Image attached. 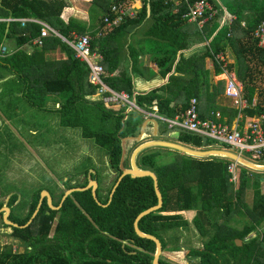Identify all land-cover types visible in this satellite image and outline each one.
I'll return each mask as SVG.
<instances>
[{
    "label": "trees",
    "instance_id": "obj_1",
    "mask_svg": "<svg viewBox=\"0 0 264 264\" xmlns=\"http://www.w3.org/2000/svg\"><path fill=\"white\" fill-rule=\"evenodd\" d=\"M85 1L90 6V25L75 18L69 23L65 22V0H0V14L8 16L11 13L16 19L47 21L69 39L74 37L75 32L91 36L92 50L102 54L104 58L105 82L110 88L135 97L140 109H132H137L142 116L131 119L127 109L115 114L114 111L105 109L103 103L90 105L88 96L95 95L97 89L90 83V70L76 58L74 51L60 37L42 38V43L37 45L40 50L37 49L31 58L25 57V65L31 69L36 67L48 78L40 90L43 104L48 94L60 97L67 95L61 107L56 109L62 126L80 127L85 124L86 118L89 119L93 130L90 134L81 130L82 134L94 138L105 149L110 166L115 170L122 173V138L137 135L145 122L146 113L143 111L154 112V107H157L160 115L175 118L187 109L193 98H197L199 101L206 100L211 110H220L223 116L230 114L227 123L232 124L239 111L218 106V99L224 94L225 82L219 80L213 83L212 73L208 68L211 60L215 76L222 74L216 55L225 52L227 43L231 44L238 62L237 69L234 64H229V69L236 71L249 102V107L244 111L250 117L264 114V49L259 48L253 35L257 24L264 19V0L252 2L254 17L245 28L247 39L238 38L229 25H220L217 19L199 28L196 23L184 18L188 12V6L184 2L176 6L172 0H143L141 8L135 7L139 9L138 19H128L118 28H107L104 18L112 15V7L116 3L127 1L135 6L136 0ZM209 1L214 3L213 0ZM95 11L97 14L93 24ZM236 15L238 18L241 16L237 12ZM145 21L150 24L148 35L165 44L164 54H153L152 61L160 69H164L165 77L173 67L180 76L171 75L161 88L135 95L134 76L127 71L118 76L115 73L121 68L125 58L131 57L134 67H138L136 48L130 38L128 40V36L131 30ZM190 23L191 25H186ZM5 26L6 24L0 25L2 34L5 33ZM93 26L94 30H91ZM41 28L37 23L23 25L14 20L10 24L7 38H14L16 48L22 49L40 36ZM190 34H195L204 42L200 54L183 53L190 48ZM57 49L66 53L68 61L49 62L46 59L48 52H55ZM3 61L0 60V66ZM17 62L16 58L9 61L16 72L26 69ZM255 97L258 100L253 105ZM44 108L49 111V108ZM180 142L195 148L202 147V137L195 134H182ZM155 150L142 153L140 165L157 173L164 206L140 221L144 232L159 237L166 251L169 249L168 239L165 238L168 230L188 229L189 211L196 210L194 224L205 242L202 249H189L186 256L188 260L197 257L199 264H264V192L260 188L261 176L258 172L239 166V179L235 185L230 181L231 174L228 172L230 161L219 157L195 158L165 149L171 152V161L159 164V153ZM255 160L263 162L264 157ZM250 188L253 189V198L247 196ZM10 189L5 188L2 194L5 195ZM41 189L43 187L31 190L13 208V221L21 226L31 221L40 202ZM17 194L13 196L12 203L17 200ZM106 196L98 199L101 204L107 203L109 197ZM59 202L60 196L55 201V206ZM158 203L154 179H134L131 176L122 181L114 200L106 206H99L90 190L75 192L58 211L52 210L47 200H44L34 221L26 227L13 228V234L9 235L26 247L25 252H17L13 244H8L0 248V264H154L157 244L137 234L135 221L142 211ZM1 205L2 202L0 207ZM237 217L241 219L240 223L236 222ZM0 220L2 221L1 215ZM237 240L242 241L241 246L237 245ZM161 263L172 264L166 257L161 258Z\"/></svg>",
    "mask_w": 264,
    "mask_h": 264
},
{
    "label": "crops",
    "instance_id": "obj_2",
    "mask_svg": "<svg viewBox=\"0 0 264 264\" xmlns=\"http://www.w3.org/2000/svg\"><path fill=\"white\" fill-rule=\"evenodd\" d=\"M213 1H214L213 4L219 11V14L217 16V23H219L220 25H224V24L229 25L231 31L234 30L232 31V33H234L238 38L247 39L248 35L246 34L245 28L248 27V24L251 22V20H253L254 17L253 14L254 12L251 11L253 7V3H252L253 0H213ZM142 6H143V0H136L135 7L141 8ZM236 12L238 14L239 13L241 14L239 18L237 17ZM148 15H150V5H148ZM73 18L81 21L82 23L85 24L87 23L89 25L91 24L90 6L85 0H67V7L63 12V20L66 23H69L70 20H72ZM10 19H12L13 21H10ZM14 19L16 18H13L11 13H9L8 16L2 13L0 14V25L6 24L4 28L5 33L2 34V28H0V34H2V41L0 44V54H1V50L2 51L6 50V54L0 55V60L1 61L4 60L2 62V66H0V129L3 127L5 123L4 120L15 119V118L24 119V120H35L37 118L36 115L38 111H39L38 114H41V112L46 113L44 107L49 108V110H51L50 113L57 116L58 112L56 109L60 108L61 103H63V99L59 98L60 96L58 97L54 94L53 95L48 94L47 99L45 100L46 102L43 104L42 101L43 96L40 90L42 84H44L48 78L46 77L45 73L43 74V71L38 70L36 67L31 69V67L25 65V63L27 62L25 57L31 58L34 55V53L37 52L36 51L37 49L40 50V46H37L36 48V46H34V44L31 43L24 46V48L22 49L16 48L14 38L11 39L7 38L8 35L7 33L9 31L10 24L14 22ZM40 21L52 26L47 21L44 20H40ZM147 21L142 23L140 26L136 27V29L131 30L132 32L128 36V40L130 38L131 42L135 43V48H136L135 55H137L139 58L138 61L139 69L138 67H134V62H132L133 60L131 59V57H129L128 59L125 58L121 68L115 73V75L118 76L121 72L127 71L134 76V81L136 85L135 95H137L138 93H143V94L149 93L152 92V90L161 88L163 85H165L168 82L169 77L171 75L180 76V74L176 72L175 67H173L172 71L168 73V76L165 77L163 75L164 69H160L157 66V64L152 61L153 54H158V55L164 54L165 44L159 41L158 39L149 36L148 33H146V35H143L144 36L143 38L138 37V33H139L138 31L143 27L146 26L145 30L148 32L149 29L148 27L150 24H148ZM186 25H191V23ZM52 27L55 28L54 26ZM56 30L58 31V29ZM75 33L78 34L77 32ZM148 36L150 38L149 40H158V42L161 44L160 45L161 49H157V51L152 49L147 41ZM189 39H190V48L188 50L183 51V53L189 54L192 52H197L200 54L201 53L200 50L204 48L205 45L204 42H201L200 38L195 34L192 35L190 34ZM206 42L208 43L209 41ZM21 51L23 52V54L18 55L17 53H21ZM224 53L227 57L228 62L230 64H234L235 68L237 69V65H238L237 57L231 44L229 43L226 44V50ZM15 55L17 56L15 57ZM12 58H16V60L18 61L17 62L18 65L22 67H26V69L23 70L22 72L20 71L16 72L14 67L11 68V65L9 63L10 59ZM46 59L49 60V62L62 61L63 63H65L66 61H68V56L66 55V53L62 52L61 49H57L55 52H48L46 54ZM208 68H210L211 70L213 83H216L217 81L223 79L222 75L215 76V67L211 60L208 64ZM234 72L236 73L235 70ZM224 88H225V83H224ZM95 95H97V92ZM88 97H92V96H88ZM132 99L134 100L135 97L134 98L132 97ZM257 100L258 97H255L253 103L257 104ZM217 104L219 107L236 109L233 106L231 100L226 98L224 94L219 97ZM199 112L202 119L213 118L217 121H220L221 123L228 124L227 121L230 114H226L225 116H223V113H221L220 110H216V111L211 110L210 107L207 106L206 100L199 101ZM147 113L145 114V119H144L145 122L146 119L151 118L152 116L157 117L155 115L159 114L157 107H154V112H147ZM254 118L256 117H250L246 111H243L241 112V114H238L234 118L232 124H228V125L232 127L238 126L240 128H243L248 122H250ZM161 128H164L165 130L166 128H168V126L166 124L164 125L163 123L161 125ZM148 132H156V126L155 125L150 126V128H148ZM188 146H192V145H188ZM1 162L4 161L1 160L0 163ZM238 179H239V171H238ZM237 182L238 180L233 183L236 185ZM11 186H12L11 184L8 183L5 184V188L8 189L11 188L9 192L12 189L13 190L16 189L15 187L13 186L11 187ZM196 213H197L196 210L189 211L188 229L185 228L183 230L180 228L181 229L180 237H183L184 235L185 239H183L180 243L177 242L176 245L170 243L168 240L169 249L164 251L162 257H166V259L171 261V263L173 262L172 264H183V262L179 260L174 261V258L171 257L172 256L171 254L179 253L181 255L180 257H182L183 255L186 258L187 254L189 253V249H190L189 247H192L193 249L204 248L202 246H204L205 239L199 235L198 229L194 224V216L196 215ZM172 230H168V232L166 233L168 238L177 235V230H175V232H172ZM9 238L12 240L11 244L20 243L12 237ZM195 244L197 248L194 247ZM186 260L188 259L186 258ZM188 261L189 264H191L198 262L199 259L197 257L192 260L189 258Z\"/></svg>",
    "mask_w": 264,
    "mask_h": 264
},
{
    "label": "rangeland",
    "instance_id": "obj_3",
    "mask_svg": "<svg viewBox=\"0 0 264 264\" xmlns=\"http://www.w3.org/2000/svg\"><path fill=\"white\" fill-rule=\"evenodd\" d=\"M65 1L67 2V0ZM96 14L97 11H95L93 24H95ZM98 16H101V13H98ZM145 27L138 31L139 38H143V35H146L147 31L145 30ZM91 30H94V26ZM149 39L150 38L148 36L147 41L152 49L155 51H157V49H161V44L158 40ZM132 44L135 46L134 42ZM1 52L3 53L2 50ZM59 98L66 99L67 95ZM91 102L101 103L95 97L92 98ZM105 107L109 110H113L115 114H120L127 109L130 116H132L131 119L142 116L137 109H132L128 104L112 105L108 107L105 105ZM130 109L132 110L130 111ZM50 111L51 110L46 111V113L41 112V114H38V111L36 115L37 118L35 120L17 118L4 120L5 123L1 128L2 130L0 129V161H4L5 164L4 171L0 175L1 188H3L6 183L15 185L14 187L18 193H20L23 197H26L31 190L40 189L45 187L44 185L51 187V178L54 180V182H52L54 185L61 179L66 182L67 178L64 177L68 173L74 174L76 172V170H72V166L77 164V161L80 162V166L78 167L79 172L84 173V169L94 168L97 171L96 174L100 176V182L106 179L102 175V170L106 169L104 157L106 153L105 149L98 146L94 142L91 144L86 142V138L82 135L81 127H77L75 130H72L71 128L62 126L59 122L58 116L51 114ZM133 147H137V145L134 144ZM210 148L221 150L229 149L226 146H222L214 142H211ZM67 150L71 152L69 157H65V152ZM155 151L159 153L157 157L159 164H165L171 161V152H167L162 149H156ZM244 157L248 160L255 161L256 163L263 164V162L256 161L249 155H245ZM32 158L33 160H31ZM69 164H71L70 169L67 168ZM128 166H130L129 163ZM257 174L261 176L260 188L264 192V172H258ZM43 178H45L48 182L43 183ZM247 196L248 198H253L252 188H250ZM236 222L240 223L241 219L237 217ZM1 223L2 221L0 220V227L3 226ZM175 230H177L176 236L168 238L167 235H165V238H168L170 243L176 245L177 242L180 243L183 239H185V236L183 235V237H180V228L173 229L172 232H175ZM53 233L54 230L51 236ZM9 237L11 236L0 234V248H4L6 245L12 243V240ZM13 244L14 249L17 252H25V247L21 246L20 243ZM194 247H196V244ZM171 255V257L174 258V261L179 260L182 261L183 264H188L187 261L182 260L183 255L182 257H180L181 255L179 253ZM191 264L199 263L195 262Z\"/></svg>",
    "mask_w": 264,
    "mask_h": 264
},
{
    "label": "built area",
    "instance_id": "obj_4",
    "mask_svg": "<svg viewBox=\"0 0 264 264\" xmlns=\"http://www.w3.org/2000/svg\"><path fill=\"white\" fill-rule=\"evenodd\" d=\"M176 6L186 3L188 12L184 15L191 23H196L199 28L205 27L210 21L217 19L218 9L209 0H172ZM139 10L130 2L121 1L112 7V15L104 18L107 28H118L128 19H138ZM26 23H37L41 25V34L33 40L34 46L42 43V38L60 37L74 51L76 58L85 63L90 70V83L97 88V95L107 104L124 105L131 108H139L132 96L127 92H119L110 88L105 82L106 70L103 65L102 54L92 50V38L88 34H74L72 39L62 35L52 26L34 18L14 19ZM10 21H13L10 19ZM230 35V34H229ZM254 38L257 40L259 48L264 49V19H262L254 29ZM6 54V50L0 55ZM216 59L221 66L222 76L225 82L224 96L231 100L233 106L239 114L249 107V102L245 98V87L238 79L236 73L229 69V62L224 52L216 55ZM256 103H253L255 105ZM157 117L158 114L156 115ZM169 128H180L201 137H207L210 142L226 146L236 155L246 159L249 155L252 158L261 159L264 157V114L252 119L243 128L232 127L226 123H221L213 118L202 119L199 112V100L193 98L187 109L175 118L159 117ZM248 160V159H247ZM241 165L231 162L228 165V172L231 174L230 180H238V168Z\"/></svg>",
    "mask_w": 264,
    "mask_h": 264
},
{
    "label": "water",
    "instance_id": "obj_5",
    "mask_svg": "<svg viewBox=\"0 0 264 264\" xmlns=\"http://www.w3.org/2000/svg\"><path fill=\"white\" fill-rule=\"evenodd\" d=\"M135 101V100H134ZM131 110V109H130ZM147 113V112H144ZM148 114V113H147ZM150 114V113H149ZM156 116V115H155ZM156 126V132H153V136L155 137H162V138H155V140H150L148 142L142 143L145 138H147L148 134L146 135V132H148V128L150 126ZM162 123L158 121L157 117L152 116L151 118H148L146 122L144 123L143 128L141 129V132L139 135H128L122 138L123 142V157L121 162V170L123 172L122 177L120 178L119 183L117 184L114 193L116 192L117 188L119 187L120 183L124 180V178L131 176L134 179L137 178H145V177H151L154 179L155 182V189L159 197V203L156 205H153L149 207L148 209L142 211L136 221H135V228L137 234L145 239L153 240L157 244V252L155 255V259L153 261L154 264H162L161 258L164 254V245L161 239L155 235L148 234L144 232V230L140 226V221L148 214L160 209L164 205V199H163V192L160 188V181L158 175L149 169H143L139 166L138 159L139 156L150 149H170L174 151H178L180 153H183L185 155L195 157V158H213V157H219L222 159H225L230 162L237 163L238 165H241L243 167H246L248 169L257 171V172H264V160L263 164H256L252 162L251 160L244 159L235 153L228 151V150H221V149H211L209 146V140L207 137H202V147L201 148H195L192 146H188L186 144L180 143V138L182 134H193L191 132H188L186 130L180 129V128H166L163 130L161 128ZM194 135V134H193ZM133 143H142L140 146L137 147V149L133 152L131 157V168H127L125 163L128 159L129 152L131 148L134 146ZM92 174L95 176L94 170H92ZM96 177V176H95ZM90 186L92 187V195L95 199V201L98 203L99 206H106L101 204L97 199V192H96V181L91 176L88 178ZM90 187L86 188H78V189H71L68 190L63 198V201L72 193L76 191H85L88 190ZM47 198V203L49 207L52 210H58L60 207H56L53 205L52 197L49 192L43 191L41 195V200L38 205V208L35 211V215L33 216L32 220L25 226L18 225L10 220V213L11 209L7 206L9 202V197L6 199V204L0 210V213L3 212V222L4 227L0 228V234H6L11 235L14 232L13 228H20V227H26L30 225L34 219L35 216L38 214L40 207L42 205L43 199ZM114 197V194L112 195ZM62 201V202H63ZM238 246L242 245L241 240L236 241ZM182 260L187 261L189 264V261L186 260L185 256H183Z\"/></svg>",
    "mask_w": 264,
    "mask_h": 264
},
{
    "label": "flooded vegetation",
    "instance_id": "obj_6",
    "mask_svg": "<svg viewBox=\"0 0 264 264\" xmlns=\"http://www.w3.org/2000/svg\"><path fill=\"white\" fill-rule=\"evenodd\" d=\"M96 92H97V89H96ZM97 96V97H96ZM93 97H95V98H97L98 99V101H100L101 103H103V106H104V108L105 109H107L106 107H105V105L108 107V106H112L113 104H107V103H105L103 100H101V98L98 96V95H93L92 97H90L89 98V104L90 105H94V106H96L97 104H99V102H91V100H92V98ZM91 99V100H90ZM109 110V109H108ZM110 111H113V110H110ZM158 116L160 117L161 115L160 114H158ZM159 117H157V119H158V121H160L162 124L164 123L163 121H161L160 119H159ZM164 117V116H163ZM147 120V119H146ZM81 128H82V131H85V132H87L88 134H90L91 133V131L93 130V128H91V126H90V121H89V119L88 118H86V120H85V124L84 125H81L80 126ZM67 128H71L72 130H75L77 127H74V126H68ZM143 128V127H142ZM141 128V129H142ZM169 128V127H168ZM141 129H140V131L137 133V135H139L140 134V132H141ZM163 130H164V128H162ZM81 131V132H82ZM152 133L153 132H146V135L148 134V136H147V138H145V140H144V142H148V141H150V140H155V138H159V137H155V136H153L152 135ZM34 134H36V133H34ZM83 135V134H82ZM83 137H85L84 135H83ZM86 138V142H89L90 144L92 143V142H94V143H96L95 142V140H94V138H92V137H85ZM144 142H142V143H144ZM142 143H133V144H136L137 145V147L138 146H140ZM97 144V143H96ZM98 145V144H97ZM122 145H123V142H122ZM99 146V145H98ZM137 147H132L131 148V150H130V152H129V156H128V159H127V161H126V163H125V165H126V167L127 168H131V157H132V154H133V152L137 149ZM146 152V151H145ZM70 151L69 150H67L66 152H65V154H66V156L65 157H69V155H70ZM144 153V152H143ZM141 156V155H140ZM140 156H139V159H138V163H139V166L142 168V166L140 165ZM104 157H105V163H106V169L104 170H102L103 171V176L106 178V179H104V181H102V182H100L99 181V177L100 176H98L97 174H96V170L94 169V168H89V169H84V173H82V172H79L78 171V167L80 166L79 164H80V162L79 161H77V164H75V165H73L72 166V170H76V172L74 173V174H70V173H68L64 178H67V181L65 182V181H62V179L61 180H59L55 185H54V183H52V182H54V180H53V178H51V180H50V182H51V187H48V186H46V185H44L45 187H43V189H41L40 190V200H41V195H42V192L43 191H47V192H49L50 193V195H51V197H52V202H53V205L55 206V201H57L58 200V198H59V196H60V202L57 204V206L56 207H60V205H61V203H62V205H61V207L58 209V210H60L61 208H62V206H63V204H64V202L66 201V199L68 198V197H70V196H72L75 192H72L64 201H63V198H64V196H65V194H66V192L68 191V190H71V189H78V188H86V187H90L88 190H90L91 192H92V187L90 186V183H89V180H88V178L91 176L93 179H95V181H96V192H97V199H104V197L106 196V197H109V198H107L108 199V201H107V203L106 204H103V205H108L109 203H112V201L114 200V197H112V195L114 194V196H115V194H116V192H117V190H118V188H117V190H116V192L114 193V190H115V188H116V186H117V184L119 183V181H120V178L122 177V175H123V172L121 173L120 171H117V170H115L112 166H110V159L108 158V156H107V154L105 153V155H104ZM123 157V156H122ZM31 160H33V158L31 159ZM73 161V160H72ZM121 162H122V160H121ZM1 163H3V164H1ZM0 164V175L2 174V172L4 171V166H5V164H4V162H1ZM128 163H129V165L130 166H128ZM99 166H101L100 164H98ZM67 168L68 169H70L71 168V164H69L68 166H67ZM99 169H100V167H99ZM144 169V168H143ZM91 170V171H90ZM92 170H94V173H95V176L92 174ZM120 170H121V166H120ZM101 171V170H100ZM122 171V170H121ZM153 171V170H152ZM156 173V172H155ZM157 174V173H156ZM63 178V179H64ZM125 179V178H124ZM116 181V182H115ZM48 181L45 179V178H43V183H47ZM114 182H115V184H114ZM122 183V182H121ZM121 183H120V185H121ZM119 185V186H120ZM13 187L15 186V185H12ZM54 186V187H53ZM52 187H53V189H52ZM4 188H5V186L3 187V188H1L0 187V202H2V205H1V207H0V210H2V208L5 206V204H6V199L9 197V202H8V204H7V206L11 209V213H10V220L11 221H13L12 219H11V214L13 213V208H15L16 207V205L18 204V203H20L21 201H22V199H23V196L20 194V193H18V191L15 189V190H11L10 192H8V193H6L5 195L4 194H2V192L4 191ZM110 188H112V190H109ZM161 188V187H160ZM88 190H85V191H88ZM63 192V194L61 195V193ZM76 192H82V191H76ZM84 192V191H83ZM18 193V194H17ZM15 194H17V200L15 201V202H13L12 203V198H13V196H15ZM5 198V199H4ZM22 198V199H21ZM44 200H47V198L45 197L44 199H43V201ZM63 201V202H62ZM99 201V200H98ZM100 202V201H99ZM40 203V202H39ZM43 203V202H42ZM101 203V202H100ZM39 205V204H38ZM42 206V205H41ZM164 206V205H163ZM37 208H38V206H37ZM57 210V211H58ZM0 215H1V217H2V227H4V222H3V212H1L0 213ZM35 215V214H34ZM33 218V217H32ZM32 220V219H31ZM14 223H16L15 221H13ZM16 224H18V223H16ZM18 225H20V224H18ZM2 227H0V228H2Z\"/></svg>",
    "mask_w": 264,
    "mask_h": 264
},
{
    "label": "clouds",
    "instance_id": "obj_7",
    "mask_svg": "<svg viewBox=\"0 0 264 264\" xmlns=\"http://www.w3.org/2000/svg\"><path fill=\"white\" fill-rule=\"evenodd\" d=\"M153 114V113H152ZM157 115V114H156Z\"/></svg>",
    "mask_w": 264,
    "mask_h": 264
}]
</instances>
